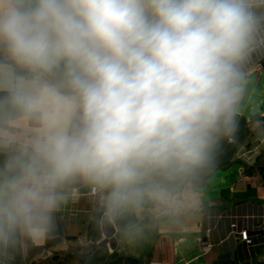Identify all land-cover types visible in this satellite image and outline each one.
I'll return each instance as SVG.
<instances>
[{"label":"clouds","instance_id":"1","mask_svg":"<svg viewBox=\"0 0 264 264\" xmlns=\"http://www.w3.org/2000/svg\"><path fill=\"white\" fill-rule=\"evenodd\" d=\"M261 50L264 0H0V256L46 239L77 185L130 242L146 211H184Z\"/></svg>","mask_w":264,"mask_h":264},{"label":"crops","instance_id":"2","mask_svg":"<svg viewBox=\"0 0 264 264\" xmlns=\"http://www.w3.org/2000/svg\"><path fill=\"white\" fill-rule=\"evenodd\" d=\"M261 51L250 65L256 93L254 103L240 117L235 143H225L219 162L178 190L188 207L178 214L146 211L138 222L142 232L131 242L122 227L116 230V248L99 246L104 239L102 214L91 189L74 186L68 202L55 214L46 239L19 247L0 256V264H81L92 249L87 264H103L98 248L116 252L119 264H264V69ZM98 218V228L91 227ZM236 224L232 229L231 225ZM246 230L250 241L240 239ZM100 235L96 241L91 237ZM47 240H56L46 245ZM117 264V263H114Z\"/></svg>","mask_w":264,"mask_h":264},{"label":"trees","instance_id":"3","mask_svg":"<svg viewBox=\"0 0 264 264\" xmlns=\"http://www.w3.org/2000/svg\"><path fill=\"white\" fill-rule=\"evenodd\" d=\"M262 66H263V69H264V60L262 61ZM98 218H99V216L93 221L94 223L91 225L92 228L93 227H97L98 228ZM124 223H126V221H119L116 224L119 227H122ZM55 233L56 232H50L49 235H51V234L53 235ZM99 236L100 235H97L96 237H91V240L92 241H96ZM55 243H56V240H51V241L47 240L46 245L49 246V245H53ZM98 250L99 251H96L97 252L96 256H98L99 259H101L103 264H114V263L119 264L120 258H119L118 254L115 251L110 253V254H108V252L106 251L105 247H102L101 249L98 248ZM94 252H95V249H92V251L89 252V254L86 257L80 258L81 264H87V262L90 259V257H92L94 255Z\"/></svg>","mask_w":264,"mask_h":264},{"label":"water","instance_id":"4","mask_svg":"<svg viewBox=\"0 0 264 264\" xmlns=\"http://www.w3.org/2000/svg\"><path fill=\"white\" fill-rule=\"evenodd\" d=\"M90 188L86 185H81L78 189L80 193L89 192ZM101 231L104 236V239L99 243V246L108 245L111 250L116 248V230L113 224L108 223L102 216L101 218Z\"/></svg>","mask_w":264,"mask_h":264},{"label":"built area","instance_id":"5","mask_svg":"<svg viewBox=\"0 0 264 264\" xmlns=\"http://www.w3.org/2000/svg\"><path fill=\"white\" fill-rule=\"evenodd\" d=\"M261 52L264 55V50H261ZM231 227H232V229H235L236 228V224H232ZM239 235H240V239L241 240H243L245 242H249L250 241L249 235H248L246 230L239 231Z\"/></svg>","mask_w":264,"mask_h":264}]
</instances>
